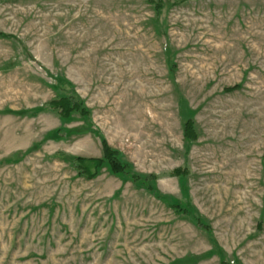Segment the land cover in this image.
Here are the masks:
<instances>
[{
  "label": "rangeland",
  "instance_id": "374dc122",
  "mask_svg": "<svg viewBox=\"0 0 264 264\" xmlns=\"http://www.w3.org/2000/svg\"><path fill=\"white\" fill-rule=\"evenodd\" d=\"M160 4L0 0V264H264V0Z\"/></svg>",
  "mask_w": 264,
  "mask_h": 264
},
{
  "label": "trees",
  "instance_id": "16d2710c",
  "mask_svg": "<svg viewBox=\"0 0 264 264\" xmlns=\"http://www.w3.org/2000/svg\"><path fill=\"white\" fill-rule=\"evenodd\" d=\"M151 2H156L155 7L160 8V0L159 4L157 0H151ZM235 89L236 86L228 88L227 91H233ZM34 111V113L54 111L62 122L67 121L73 114H77L82 118H86L89 115V110L83 106L81 100L75 93L71 96L64 93L63 96L53 98L47 104L36 107ZM59 131L60 130H54L51 132V134H57L59 133ZM182 134L185 141L188 143H192L196 139V131L193 127V123L191 120H187L184 122L182 127ZM100 145V158H73L72 164L73 167L76 169L78 175L84 176L87 179H91L97 175L98 170L102 166L106 165L112 174L126 176L132 183L146 188V190L150 193H155L154 189L151 186V182L155 179L153 176H141L131 173L130 164L128 162L122 161L120 158V153L112 149L103 137L100 139ZM186 173L187 172L184 169H175L169 174L171 176L181 177L184 176ZM171 207L175 212H179L180 210L177 205H173ZM181 212H184V214H189L191 216V212H189L188 210H181ZM195 225H198L196 221ZM200 227L208 231L206 226Z\"/></svg>",
  "mask_w": 264,
  "mask_h": 264
}]
</instances>
